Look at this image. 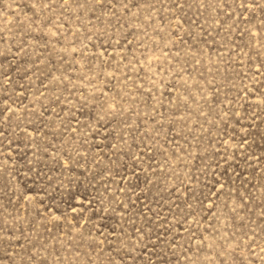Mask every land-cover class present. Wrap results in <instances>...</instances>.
I'll use <instances>...</instances> for the list:
<instances>
[{"label":"rangeland","instance_id":"obj_1","mask_svg":"<svg viewBox=\"0 0 264 264\" xmlns=\"http://www.w3.org/2000/svg\"><path fill=\"white\" fill-rule=\"evenodd\" d=\"M0 264H264V0H0Z\"/></svg>","mask_w":264,"mask_h":264},{"label":"snow or ice","instance_id":"obj_2","mask_svg":"<svg viewBox=\"0 0 264 264\" xmlns=\"http://www.w3.org/2000/svg\"><path fill=\"white\" fill-rule=\"evenodd\" d=\"M65 2H67V0H65ZM97 3H101L102 0H96Z\"/></svg>","mask_w":264,"mask_h":264}]
</instances>
